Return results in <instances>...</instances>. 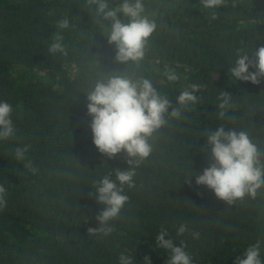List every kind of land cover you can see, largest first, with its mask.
<instances>
[{"label": "trees", "instance_id": "16d2710c", "mask_svg": "<svg viewBox=\"0 0 264 264\" xmlns=\"http://www.w3.org/2000/svg\"><path fill=\"white\" fill-rule=\"evenodd\" d=\"M142 3L156 30L143 60L123 64L108 43L110 22L97 21L87 0H0V102L12 106L15 128L0 139V185L7 190L0 264H119L121 254L134 264L145 257L166 264L171 253L156 244L161 228L165 239L186 245L193 264H235L257 242L264 262V187L227 205L195 182L214 163L207 136L221 126L246 132L264 163V78L255 85L229 73L239 55L255 60L264 46V0H224L210 9L201 0ZM65 17L69 27L58 28ZM57 32L67 55L48 52ZM168 71L179 79L169 81ZM109 74L150 80L171 101L169 112L177 107L181 116L166 115L149 139L150 156L132 166L135 186L117 181L129 199L108 222L112 233L89 236L105 208L94 193L97 182L115 181L116 168L131 167L124 152L109 159L93 143L86 95ZM193 84L200 85L197 103L181 107L177 97ZM221 91L231 93L223 118ZM25 146L24 160H17L15 149ZM29 161L35 172L25 167ZM181 224L187 231L177 235Z\"/></svg>", "mask_w": 264, "mask_h": 264}, {"label": "clouds", "instance_id": "9594fccd", "mask_svg": "<svg viewBox=\"0 0 264 264\" xmlns=\"http://www.w3.org/2000/svg\"><path fill=\"white\" fill-rule=\"evenodd\" d=\"M223 2L224 0H201L205 9L217 8ZM87 5L96 6L97 21L110 22L111 31L107 39L109 44L115 45L117 62L127 64L130 61L139 63L143 60L148 40L156 30V23L142 15L144 12L142 0L135 2L123 0L122 4L113 8L109 7L107 0H87ZM118 14L128 18L127 22L122 21ZM57 27L67 29L68 18L61 19ZM63 39L59 32L54 34V42L49 46L48 52L67 55ZM253 55L255 60L250 59L249 54L239 55L235 65L229 69L231 77L259 85L264 78V46ZM249 68H255V71L250 72ZM165 75L169 81L179 79L173 71H168ZM190 87L191 91L186 89L177 97V104L181 107L198 101L195 92L200 90V85L193 84ZM86 98L87 114L92 118L90 128L94 145L109 159L124 152L128 157L127 163L131 166L128 170L116 168L115 181L105 176L97 182L98 186L94 193L97 202L105 205V208L96 217L99 227L88 228L87 234L109 235L114 229L108 226V222L119 216L129 199L122 194L123 188L118 187L117 181L121 186L125 184L129 188L135 186L133 181L135 170L132 166L138 165L150 156L152 145L149 139L166 124V115L179 118L181 111L180 108L174 107L169 112L171 101L168 97L161 96L150 80L121 74H109L106 79L98 80ZM219 99L222 102L218 106L221 109L218 115L223 118L230 106L231 93L221 91ZM11 113L12 106L6 101L0 102V139H7L15 134ZM207 144L211 146L214 163L205 168L202 174L196 175V184L211 189L215 196L227 205H232L245 196L255 198L257 191L264 187V163L261 162L260 149L248 134L234 129L226 131L221 126L210 132ZM27 151V146L16 148L15 158L24 160ZM25 167L32 172L36 171L31 161L27 162ZM186 182L190 183L191 180ZM6 192V188L0 185V210L7 206ZM186 231V225L181 224L177 235H182ZM167 236V230L164 228H161L156 236L157 246L171 253L166 264H193L192 257L185 251L186 245L181 242L176 246L172 239H165ZM259 249V242L250 245L241 257H237L235 264H264L260 259ZM119 264H134V261L132 257L121 254ZM144 264H151L149 257L144 258Z\"/></svg>", "mask_w": 264, "mask_h": 264}]
</instances>
